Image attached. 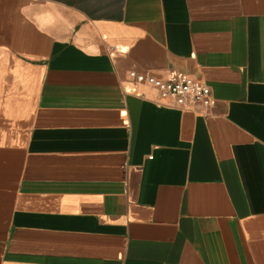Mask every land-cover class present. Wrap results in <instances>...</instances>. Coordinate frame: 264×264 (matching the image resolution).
<instances>
[{
	"label": "crops",
	"instance_id": "obj_1",
	"mask_svg": "<svg viewBox=\"0 0 264 264\" xmlns=\"http://www.w3.org/2000/svg\"><path fill=\"white\" fill-rule=\"evenodd\" d=\"M0 264H264V0H0Z\"/></svg>",
	"mask_w": 264,
	"mask_h": 264
},
{
	"label": "built area",
	"instance_id": "obj_2",
	"mask_svg": "<svg viewBox=\"0 0 264 264\" xmlns=\"http://www.w3.org/2000/svg\"><path fill=\"white\" fill-rule=\"evenodd\" d=\"M130 76L138 82L153 85L162 98H171L173 104L179 108H184L190 103H198L208 110L213 105L209 86L182 72L176 71L166 79L135 71H131Z\"/></svg>",
	"mask_w": 264,
	"mask_h": 264
}]
</instances>
